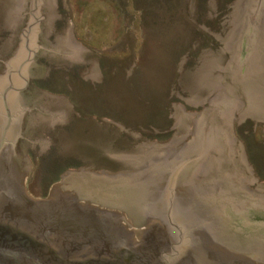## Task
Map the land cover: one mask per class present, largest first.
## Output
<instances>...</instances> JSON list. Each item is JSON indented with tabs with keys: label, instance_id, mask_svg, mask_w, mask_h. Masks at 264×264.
Returning <instances> with one entry per match:
<instances>
[{
	"label": "water",
	"instance_id": "95a60500",
	"mask_svg": "<svg viewBox=\"0 0 264 264\" xmlns=\"http://www.w3.org/2000/svg\"><path fill=\"white\" fill-rule=\"evenodd\" d=\"M29 1L0 75V264H264V185L233 133L264 123V0H234L218 87L158 158L133 172L69 169L44 200L27 195L12 154L31 113L19 93L37 51L60 54L38 45L60 15L56 0Z\"/></svg>",
	"mask_w": 264,
	"mask_h": 264
},
{
	"label": "rangeland",
	"instance_id": "374dc122",
	"mask_svg": "<svg viewBox=\"0 0 264 264\" xmlns=\"http://www.w3.org/2000/svg\"><path fill=\"white\" fill-rule=\"evenodd\" d=\"M60 19L19 93L31 109L12 160L44 200L60 175L133 172L158 158L183 118L203 113L231 52L234 0H56ZM29 0H0V75L18 51ZM263 122L233 125L264 185Z\"/></svg>",
	"mask_w": 264,
	"mask_h": 264
},
{
	"label": "flooded vegetation",
	"instance_id": "af4514ba",
	"mask_svg": "<svg viewBox=\"0 0 264 264\" xmlns=\"http://www.w3.org/2000/svg\"><path fill=\"white\" fill-rule=\"evenodd\" d=\"M48 197H50V194L47 196V198ZM121 252H123V253H126L128 256L127 257H123L124 258V261L125 262H129V259H130V257L129 256H131L132 255V253H130V251H129V249L128 248H122L121 250H120ZM131 254V255H130Z\"/></svg>",
	"mask_w": 264,
	"mask_h": 264
}]
</instances>
